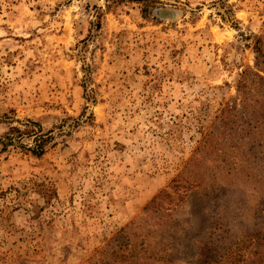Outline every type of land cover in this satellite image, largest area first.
I'll return each instance as SVG.
<instances>
[{"label":"rangeland","instance_id":"1","mask_svg":"<svg viewBox=\"0 0 264 264\" xmlns=\"http://www.w3.org/2000/svg\"><path fill=\"white\" fill-rule=\"evenodd\" d=\"M263 59L264 0H0V264H264Z\"/></svg>","mask_w":264,"mask_h":264},{"label":"trees","instance_id":"2","mask_svg":"<svg viewBox=\"0 0 264 264\" xmlns=\"http://www.w3.org/2000/svg\"><path fill=\"white\" fill-rule=\"evenodd\" d=\"M255 50L258 51V52L261 51L258 46H255ZM263 63H264V61H263ZM256 75L258 76V74H256ZM258 77H260V76H258ZM151 203H153V200H152ZM121 231H123V230H121ZM122 246H125V247H127L129 249V253L128 254H122L121 255L122 259H125L126 258V260H128V258H132V259L138 258L139 257L138 256V253L140 251H143L144 250L142 247L137 250L136 247H135V245L132 244V243H130V242H128V240H125L123 242ZM133 264H134V262H133Z\"/></svg>","mask_w":264,"mask_h":264}]
</instances>
